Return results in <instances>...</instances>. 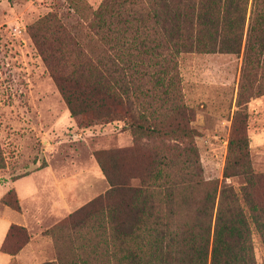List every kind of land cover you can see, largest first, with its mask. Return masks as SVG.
<instances>
[{"label":"trees","instance_id":"obj_1","mask_svg":"<svg viewBox=\"0 0 264 264\" xmlns=\"http://www.w3.org/2000/svg\"><path fill=\"white\" fill-rule=\"evenodd\" d=\"M86 19V34L58 25L50 43L36 33L55 21L47 14L30 37L70 116L87 128L126 120L136 137L197 136L179 84L185 53L242 51L241 81L264 78V0H102ZM247 128L237 114L222 174L242 186L208 181L196 199L195 157L168 159L136 141L94 150L108 189L62 220L78 234L72 257L44 264H256L264 173L252 170ZM0 204L21 211L14 189ZM29 241L25 227L11 225L0 252L16 256Z\"/></svg>","mask_w":264,"mask_h":264},{"label":"rangeland","instance_id":"obj_2","mask_svg":"<svg viewBox=\"0 0 264 264\" xmlns=\"http://www.w3.org/2000/svg\"><path fill=\"white\" fill-rule=\"evenodd\" d=\"M101 2L0 0V192L8 182L17 183L22 199L18 213H24L29 237L35 236L36 264L70 259L74 249L71 240L78 235L62 222L68 216L66 212L60 213L58 219H48L38 213L46 209L33 206L37 200L57 201L53 177H74L77 190L73 197L78 203L72 205L71 213L108 189L92 156L94 150L124 148L136 141L168 159L195 157L203 186L193 192L194 199L207 188L208 181L227 183L238 190L243 179L225 180L222 174L232 123L240 113L247 118L252 170L264 173V78L241 81L242 51L185 53L178 58L182 100L194 115L190 127L196 131L195 137H136L126 120L87 128L81 125L80 118L70 116L30 34L47 14L55 15V21L36 33L44 34L50 43L58 37V25L71 35L75 31L86 34V15ZM75 4L81 15L74 12ZM28 187H37L40 194L27 199ZM85 188L87 191L81 193ZM0 212V218L10 217L2 208ZM252 242L256 264H264V249L255 231ZM0 257V264H26L32 256L23 254L17 259L0 253Z\"/></svg>","mask_w":264,"mask_h":264},{"label":"crops","instance_id":"obj_3","mask_svg":"<svg viewBox=\"0 0 264 264\" xmlns=\"http://www.w3.org/2000/svg\"><path fill=\"white\" fill-rule=\"evenodd\" d=\"M96 174H99L98 171H97ZM27 178H28V176H27ZM71 178H73V179H71ZM73 180H74V177L66 178V179H63V180L56 179L55 177H53V188L57 190V198L58 199H57V201H52L51 203L50 202H46L45 199H43L42 203L40 202V200H37L36 204L34 203L33 206H37V209H39L40 207L46 209V210H43L41 212L38 211V213L48 216V219L51 216H53L56 219H58V216H59L60 213H65L66 212L67 214H70L71 213V209L70 208L73 207L72 205H75V203L76 204L78 203V202H76L75 198L73 197L74 193H76V190H77L76 189V184L73 182ZM15 184H17V183L8 182L6 184V186L4 187V189L0 192V198L8 190L14 189L16 194H17V197H18V199H19V201L21 202V205H22V199L20 197L19 188H17L15 186ZM36 188L28 187V189H27V191L25 193V195H27L26 196L27 199H30L32 196H35V194H40V191L38 193ZM22 191L24 192V188H23ZM86 191H87L86 188L82 189L81 193H84ZM43 198H44V196H43ZM0 206H1L0 208H2L4 214L5 215L7 214V215L10 216L7 219L0 218V245H1V243H2V241L4 239V237H5V234H6L7 230H8V228L11 225H19V226H23L25 228H28V225H27L26 220L24 218H22L24 213L21 214V213H18V212H14V211L10 210L9 208H7V207H5L3 205H0ZM1 213L2 212H0V216L3 214V213L2 214ZM14 216H17L18 220H13ZM36 225L39 226V224H36ZM39 238H43V236H39ZM34 240H35V236L31 237L29 243L16 256H13V257L12 256H8V255L7 256L9 258H17L18 259L23 254L26 255V256L29 255V257H31V256L32 257L29 259V263H26V264H36L35 258L37 256V253L33 249V241ZM0 258H2V257H0Z\"/></svg>","mask_w":264,"mask_h":264}]
</instances>
